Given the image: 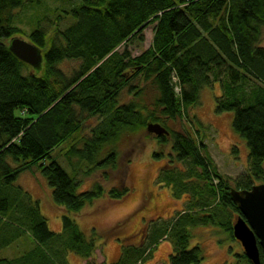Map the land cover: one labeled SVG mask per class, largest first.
I'll return each instance as SVG.
<instances>
[{
    "label": "trees",
    "instance_id": "obj_1",
    "mask_svg": "<svg viewBox=\"0 0 264 264\" xmlns=\"http://www.w3.org/2000/svg\"><path fill=\"white\" fill-rule=\"evenodd\" d=\"M41 1L0 0V250L24 235L23 229L34 243L19 257L0 258V264H67V254L94 263L101 236L87 239L67 216L61 232L52 233L38 203L13 185L22 173L38 169L52 201L73 213L103 198L124 200V182L108 190L99 182H109L132 138L143 146L156 140L153 158H166L172 166L162 171L159 184L176 200L187 197L188 206L170 223L155 225L144 245L121 239L122 224L116 225L104 236L119 244L113 264H144L161 239L171 244L167 264H201L200 248L188 249L190 229L197 226L217 223L234 241L232 220L240 212L229 193L233 188L207 154L206 130L192 110L204 88L220 86L215 112L233 113V129L248 150L247 171L232 181L234 189L264 183V0H75L77 5L56 17L51 33L38 21L28 34L43 58L35 71L8 46L24 35L15 12ZM66 19L72 25L60 29ZM149 26L151 46L133 58L128 47L143 43ZM65 62L77 67L66 74L60 68ZM90 119L97 124L86 135ZM168 122L183 128L169 129ZM149 123L169 135L148 134ZM64 144L60 158L71 176L51 159ZM97 173L101 179L93 189L78 194L80 184Z\"/></svg>",
    "mask_w": 264,
    "mask_h": 264
},
{
    "label": "rangeland",
    "instance_id": "obj_2",
    "mask_svg": "<svg viewBox=\"0 0 264 264\" xmlns=\"http://www.w3.org/2000/svg\"><path fill=\"white\" fill-rule=\"evenodd\" d=\"M75 5H77L75 0H71L70 4L62 3L61 0H42L39 6L26 4L15 12V24L24 33L23 36H17V38L28 42L27 36L38 21L41 22L42 28H45L47 33H51L56 17L61 14V11H69L68 9ZM70 25H72V20L66 19L59 27L65 29ZM153 29L154 26H149L145 30L143 43L135 42L129 45L128 51L133 58L149 49L153 39ZM261 46L264 48V34ZM122 50L123 47L120 51ZM76 67L77 63L74 62H65L60 66L66 74L73 72ZM221 94L219 85L214 84L204 88L200 92L199 105L194 107L192 115L206 130L204 143L207 147V154L217 167L219 174L228 178L231 188L234 189L232 181L247 171L248 150L246 142L233 129V113L219 115L215 112V100ZM96 124L95 119L88 120L84 125V134L88 135ZM167 126L172 130H182L183 128V125L177 128L170 122L167 123ZM137 139L132 138L124 144L118 170L111 174L109 182L100 180L101 173H97L91 180L82 182L77 191L78 194H81L92 190L94 181L98 180L105 190L110 189L113 185L120 186L124 182L129 190V195L124 200L111 202L103 198L93 205L86 206L80 212L73 213L52 201V190L38 169L22 173L13 185L15 189L19 188L28 195L32 203H38L40 213L47 220L48 229L52 233L61 232L62 217L67 216L75 222L87 239H90L93 233L102 237V240L99 239L97 242V252L91 258L94 263L91 261L88 264H113L117 261L113 245L119 247L118 241L112 237H104L116 225L122 224L121 239H126L129 244L144 245L148 239L149 231L155 225L170 223L178 212L185 210L188 206L187 197L176 200L169 188L159 184L158 179L162 177V171H166L172 166L166 158L160 160L153 158V152L158 150L156 140L151 138L143 146ZM65 147H68V144L54 150L51 159L71 176L72 169L63 157L60 158L59 151ZM234 149L237 150V153L234 152ZM129 160L130 164H127ZM9 164L12 165V162L9 161ZM177 168L186 169L182 165H178ZM1 219L4 222L9 221L8 218ZM232 222L233 224L236 222V217ZM23 231L24 235L0 250V258L13 259L34 248L29 233L25 229ZM190 236L188 249L200 248L203 256L201 264H251L242 258L244 253L241 245L235 240L230 241L217 223L192 227ZM57 246L55 243L53 248H57ZM170 252V242L161 239L152 259L144 264H167ZM66 262L67 264H87L86 261L74 254H67Z\"/></svg>",
    "mask_w": 264,
    "mask_h": 264
},
{
    "label": "water",
    "instance_id": "obj_3",
    "mask_svg": "<svg viewBox=\"0 0 264 264\" xmlns=\"http://www.w3.org/2000/svg\"><path fill=\"white\" fill-rule=\"evenodd\" d=\"M8 50L20 62L35 71L40 70L42 54L33 44L16 37L10 40ZM146 132L154 136L169 135L158 124L149 123ZM229 193L240 212L233 225V238L251 264H264V183L249 191L231 189Z\"/></svg>",
    "mask_w": 264,
    "mask_h": 264
},
{
    "label": "crops",
    "instance_id": "obj_4",
    "mask_svg": "<svg viewBox=\"0 0 264 264\" xmlns=\"http://www.w3.org/2000/svg\"><path fill=\"white\" fill-rule=\"evenodd\" d=\"M115 248V255L118 257L119 256V254L117 253L118 252V250H119V247H118V245H113ZM96 252H97V250H96ZM115 255H114V257H115Z\"/></svg>",
    "mask_w": 264,
    "mask_h": 264
}]
</instances>
